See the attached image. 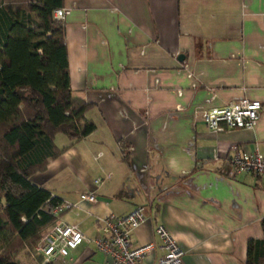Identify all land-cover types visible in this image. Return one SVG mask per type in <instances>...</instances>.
<instances>
[{"label":"crops","instance_id":"1","mask_svg":"<svg viewBox=\"0 0 264 264\" xmlns=\"http://www.w3.org/2000/svg\"><path fill=\"white\" fill-rule=\"evenodd\" d=\"M62 7L70 9V87L93 103L84 116L95 127L56 143L67 147L31 180L76 201L59 218L89 235L108 212L142 204L145 219L130 234L132 245L154 244L142 264L162 252L157 224L182 246L186 264H245L247 240L263 236L264 177L236 170L228 148L264 152V0H63ZM240 96L263 105L254 126L210 130L199 113L206 99L220 105ZM89 190L97 199H80ZM108 261L91 242L51 260Z\"/></svg>","mask_w":264,"mask_h":264},{"label":"trees","instance_id":"2","mask_svg":"<svg viewBox=\"0 0 264 264\" xmlns=\"http://www.w3.org/2000/svg\"><path fill=\"white\" fill-rule=\"evenodd\" d=\"M62 5L0 0V264H21L14 255L56 218L51 209L61 198L31 180L67 147L55 134L77 141L95 127L84 116L93 103L70 87L65 21L53 16ZM260 226L263 236L247 240L245 264H264V216ZM42 259L37 252V264H52Z\"/></svg>","mask_w":264,"mask_h":264},{"label":"built area","instance_id":"3","mask_svg":"<svg viewBox=\"0 0 264 264\" xmlns=\"http://www.w3.org/2000/svg\"><path fill=\"white\" fill-rule=\"evenodd\" d=\"M69 12V8L60 6L53 9V16L64 18ZM206 101L207 103L199 109V113L212 131L252 127L263 108L259 99L248 96H240L220 105L211 104V98H207ZM228 149H230L228 160L236 170L264 177V152L257 146L250 150H241L238 144L231 143ZM99 154L100 152L94 157ZM109 174L110 172H106L103 176H96L93 183L98 186ZM79 197L88 201L97 199L91 190L80 192ZM74 205H77L76 201L63 200L51 209L56 218L43 229L37 246L38 252L43 256L41 263L51 261L58 255L68 254L70 249L82 242H91L95 248L106 253L109 257L108 264H142L144 258L152 252L154 248L152 241L139 245L131 244V231L145 219L142 204L135 205L125 213L108 212L100 218L99 232L91 236L76 223L59 218L61 210ZM155 233L162 252L154 261L146 264H186L183 258L184 249L163 224L156 225Z\"/></svg>","mask_w":264,"mask_h":264},{"label":"rangeland","instance_id":"4","mask_svg":"<svg viewBox=\"0 0 264 264\" xmlns=\"http://www.w3.org/2000/svg\"><path fill=\"white\" fill-rule=\"evenodd\" d=\"M66 139L67 137L61 132L56 133V135L54 136V142L57 143L58 145H61L62 143H64ZM38 243H39V239L35 241L34 243H32L31 246L26 245L17 254H15L14 257L17 259H18V256L25 258L27 264H37L38 262L36 260V253L38 252L37 250Z\"/></svg>","mask_w":264,"mask_h":264},{"label":"water","instance_id":"5","mask_svg":"<svg viewBox=\"0 0 264 264\" xmlns=\"http://www.w3.org/2000/svg\"><path fill=\"white\" fill-rule=\"evenodd\" d=\"M182 56H183V53H179V54H178V58H179V59L182 58Z\"/></svg>","mask_w":264,"mask_h":264}]
</instances>
